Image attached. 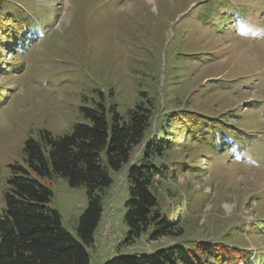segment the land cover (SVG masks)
Returning a JSON list of instances; mask_svg holds the SVG:
<instances>
[{"label": "rangeland", "instance_id": "obj_1", "mask_svg": "<svg viewBox=\"0 0 264 264\" xmlns=\"http://www.w3.org/2000/svg\"><path fill=\"white\" fill-rule=\"evenodd\" d=\"M0 2L3 12L19 8L38 24L25 51L0 49V212L10 167L27 168L28 138L39 140L42 129L69 134L86 122L82 104L113 106L125 116L144 92L154 102L152 127L173 111H196L242 131L243 148L215 153L178 139L154 187L176 229L155 240L148 233L124 243L128 180L125 168L113 173L90 264L216 241L255 256L241 264H264V0ZM31 176L51 189L50 207L77 238L86 187Z\"/></svg>", "mask_w": 264, "mask_h": 264}, {"label": "trees", "instance_id": "obj_2", "mask_svg": "<svg viewBox=\"0 0 264 264\" xmlns=\"http://www.w3.org/2000/svg\"><path fill=\"white\" fill-rule=\"evenodd\" d=\"M3 10L7 8L0 2V49L16 44L18 51H25L38 34V24L19 8ZM140 96L125 116L113 106L82 104L78 111L86 122L74 124L69 134L53 137L42 129L39 140L28 138L24 142L27 168L10 167L3 195L0 264H90L88 249L95 245V233L104 215L103 194L112 183V174L122 168L128 180L124 243L132 244L148 233L152 240L171 234L175 221L160 210L154 187L156 177L167 173L166 154L178 139L183 136L188 145L215 153L242 151L244 133L222 117L182 109L171 112L161 127H152L153 99L144 92ZM198 170L187 168L184 172ZM31 172L49 179L62 177L70 187H86L87 206L79 217L77 238L62 226L59 213L50 207L51 189ZM251 258L255 256L242 247L216 241L148 254H118L103 264H241Z\"/></svg>", "mask_w": 264, "mask_h": 264}, {"label": "built area", "instance_id": "obj_3", "mask_svg": "<svg viewBox=\"0 0 264 264\" xmlns=\"http://www.w3.org/2000/svg\"><path fill=\"white\" fill-rule=\"evenodd\" d=\"M108 226H109V223L107 224ZM111 229H113V225H111V227H110Z\"/></svg>", "mask_w": 264, "mask_h": 264}]
</instances>
